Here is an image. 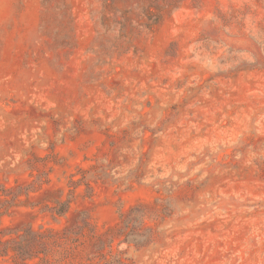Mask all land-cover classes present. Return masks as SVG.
Returning <instances> with one entry per match:
<instances>
[{
	"label": "rangeland",
	"instance_id": "1",
	"mask_svg": "<svg viewBox=\"0 0 264 264\" xmlns=\"http://www.w3.org/2000/svg\"><path fill=\"white\" fill-rule=\"evenodd\" d=\"M0 221V264H264V0H0Z\"/></svg>",
	"mask_w": 264,
	"mask_h": 264
},
{
	"label": "trees",
	"instance_id": "2",
	"mask_svg": "<svg viewBox=\"0 0 264 264\" xmlns=\"http://www.w3.org/2000/svg\"><path fill=\"white\" fill-rule=\"evenodd\" d=\"M70 203L66 204H62L61 205V209L60 211L58 212V215L60 216H64L66 215V213L68 212L69 208H70ZM0 227H1V221H0ZM9 230V228H5L4 230H2V233H6L7 231ZM26 233H27V236H26V239L27 240L26 242L24 241V243L22 245L24 246H20L22 248H19V247H16L8 242H2L1 239H0V259L1 261L3 260H6V258H12L13 261L15 263H17L19 260H25L27 258H32L33 255L31 256H28V251L27 248H25V245L26 246H30V245H34L36 241H38V239H41L40 235H38L37 233H35V231L33 230L32 227L30 228H26L25 229ZM31 235V236H34L33 239L31 240H28V236ZM18 245V244H16ZM13 253V254H12ZM12 254V255H11ZM0 261V262H1Z\"/></svg>",
	"mask_w": 264,
	"mask_h": 264
}]
</instances>
